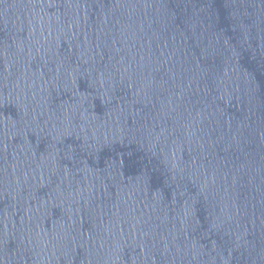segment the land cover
<instances>
[{"label":"water","instance_id":"water-1","mask_svg":"<svg viewBox=\"0 0 264 264\" xmlns=\"http://www.w3.org/2000/svg\"><path fill=\"white\" fill-rule=\"evenodd\" d=\"M0 264H264V0H0Z\"/></svg>","mask_w":264,"mask_h":264}]
</instances>
